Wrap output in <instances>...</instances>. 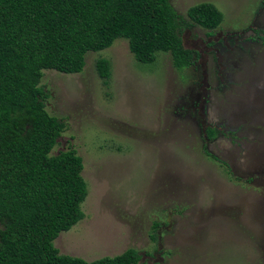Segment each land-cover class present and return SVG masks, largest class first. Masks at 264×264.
<instances>
[{
  "label": "rangeland",
  "instance_id": "rangeland-1",
  "mask_svg": "<svg viewBox=\"0 0 264 264\" xmlns=\"http://www.w3.org/2000/svg\"><path fill=\"white\" fill-rule=\"evenodd\" d=\"M168 1L184 20L205 1L222 15L182 31V69L166 52L136 61L119 37L77 73L41 71L64 123L51 153L74 149L87 189L53 245L85 261L133 248L147 264H264V0Z\"/></svg>",
  "mask_w": 264,
  "mask_h": 264
},
{
  "label": "trees",
  "instance_id": "trees-1",
  "mask_svg": "<svg viewBox=\"0 0 264 264\" xmlns=\"http://www.w3.org/2000/svg\"><path fill=\"white\" fill-rule=\"evenodd\" d=\"M185 15L168 0H0V264H147L133 248L91 261L58 254L53 240L83 217L87 189L75 150L51 153L64 123L44 109L39 80L46 69L79 72L86 52L119 37L136 61L166 52L180 70L191 56L182 31L195 24L209 34L222 20L206 1ZM93 66L109 76L106 59Z\"/></svg>",
  "mask_w": 264,
  "mask_h": 264
}]
</instances>
